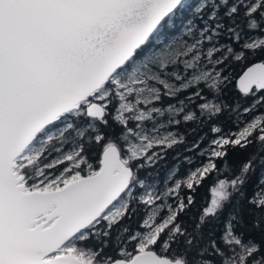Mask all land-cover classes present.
Segmentation results:
<instances>
[{
	"label": "snow or ice",
	"instance_id": "snow-or-ice-1",
	"mask_svg": "<svg viewBox=\"0 0 264 264\" xmlns=\"http://www.w3.org/2000/svg\"><path fill=\"white\" fill-rule=\"evenodd\" d=\"M0 264H264V0H0Z\"/></svg>",
	"mask_w": 264,
	"mask_h": 264
},
{
	"label": "trees",
	"instance_id": "trees-1",
	"mask_svg": "<svg viewBox=\"0 0 264 264\" xmlns=\"http://www.w3.org/2000/svg\"><path fill=\"white\" fill-rule=\"evenodd\" d=\"M241 69L237 68V76L239 75ZM228 91V96L229 98H232V97H236V98H239V93L235 90V82H233L232 85L229 86V89L227 90ZM248 101H245L244 103H247ZM229 127H232L231 125H229ZM204 131H207V129H204ZM197 135H199V133H197ZM211 136V134H210ZM196 137L195 136H190L189 137V140H194ZM254 148L253 147H249V149H247L246 152H243L239 155H237V152L236 151H233V152H230L229 154V159L233 162V163H240L242 162L244 159H246L247 157V154L251 151H253ZM169 167L171 166L172 163H174V161L171 160V154L169 155V159L167 161ZM183 172V169L181 170ZM164 175V169H161L160 170V176L161 178L163 177ZM257 175H259V170L257 171ZM255 180H256V177L254 176L253 177V180H252V183L254 184L255 183ZM249 192H251V186L249 187ZM207 193L205 192V190L202 188L199 190V196H198V199L202 196H205Z\"/></svg>",
	"mask_w": 264,
	"mask_h": 264
}]
</instances>
